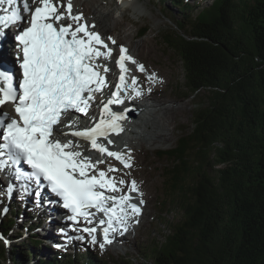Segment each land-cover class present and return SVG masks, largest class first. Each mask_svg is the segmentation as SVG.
<instances>
[{
	"label": "trees",
	"instance_id": "trees-1",
	"mask_svg": "<svg viewBox=\"0 0 264 264\" xmlns=\"http://www.w3.org/2000/svg\"><path fill=\"white\" fill-rule=\"evenodd\" d=\"M160 1L179 13L177 31L163 41L182 62L190 95L206 91L208 100L196 105L192 129L178 146L159 152L173 162L166 183L182 198L176 200L182 219L164 242L147 247L148 263L264 264V0H214L205 7ZM15 206L0 221L10 242L7 249L0 239V264H118L90 249L54 250L37 239L31 220L25 237L18 219L36 214Z\"/></svg>",
	"mask_w": 264,
	"mask_h": 264
},
{
	"label": "snow or ice",
	"instance_id": "snow-or-ice-1",
	"mask_svg": "<svg viewBox=\"0 0 264 264\" xmlns=\"http://www.w3.org/2000/svg\"><path fill=\"white\" fill-rule=\"evenodd\" d=\"M7 2L12 5L14 0ZM2 3L4 0H0ZM30 3L38 6L33 10ZM24 11L30 12L29 26L15 36L22 53V56L18 53L16 57L22 76L17 78L14 72L0 70V109L11 103L18 116V119L11 118L8 113L0 111V171L14 169L11 174L15 180L25 181L21 185L25 191L28 190L27 181L37 185L46 181L51 192L63 201V207L70 210L72 215L68 218L74 222L78 223V218H83L92 224L90 217H94L95 213L90 209L103 213L107 217V220L99 221L100 225H107L102 229L103 243H100V248L103 249L105 244L112 243L110 232L119 229L126 232L129 220L141 214V208L131 202L133 197L130 195L139 189L133 180L129 194L106 195L105 191H120L117 181L107 177L105 171L97 170L98 174L90 175V171L96 169V164L77 150L78 144L71 140L62 142L57 133L67 135L60 130L62 118L70 111L87 114L90 101L94 99L93 93L107 86L105 76L100 71L102 66L96 61L100 57L108 59L111 49L99 33L82 23V14H73L72 0H67L66 7L64 0H25ZM23 19L20 9L11 10L10 15H0V37L5 35L4 28ZM65 20L71 23H63ZM97 46L107 50L101 51ZM120 53L117 61L121 70L120 83L113 94L116 99L109 100L108 104L122 102L119 92L126 86L124 73L129 71L125 61L136 63L127 55L126 48L121 47ZM138 68L144 71L143 65ZM108 71L103 66V72ZM149 79H154V74ZM136 82L133 77L132 84ZM136 94L140 95V92ZM108 104L104 105V111L111 119L102 118L94 127L75 131L72 135L90 141L92 148L130 167L120 153L108 151L97 143L98 137L107 138L110 132L119 134L123 131L117 121L124 119V116L112 112ZM64 126L75 127V121L69 120ZM108 143L112 141L108 140ZM22 165H26L30 172H26ZM108 171L115 169L109 167ZM118 183L123 185L125 181L121 179ZM12 191L10 184L9 195ZM143 203L141 199L140 204ZM81 231L91 237L93 244L97 243V227H84Z\"/></svg>",
	"mask_w": 264,
	"mask_h": 264
},
{
	"label": "rangeland",
	"instance_id": "rangeland-1",
	"mask_svg": "<svg viewBox=\"0 0 264 264\" xmlns=\"http://www.w3.org/2000/svg\"><path fill=\"white\" fill-rule=\"evenodd\" d=\"M85 1L87 0H83V2L80 4L79 10L83 9V13L87 14L88 11L84 9ZM103 1L104 0H99V4L101 6V3ZM128 1H130V3L135 2L138 6H136V10L127 11L125 17L122 16V12L120 11V9H115L114 6L111 8L113 17L117 19V21H119L121 25H119V29L117 31H112L113 33L109 34L111 38L110 42L115 41V43L118 42L119 44L117 46L115 45L117 48L113 47L112 50L117 51L118 53L120 48L119 46H127L130 49V53H132L133 56H136L134 59L136 63H132L133 70L138 69V66L144 63L147 67H153L152 69L154 70V72L158 71V74L162 73L160 75H163L162 77H164L165 79L164 83L161 85L162 90L158 92V94H154L152 100H156L157 98H160V96H164L166 97V99H168V105L171 107L177 105L182 106L184 105V103H186L187 106L183 107V110L181 111L183 112V119L179 121L178 124H176L177 126H179H176L173 133L174 135L172 136V141L170 143H162L155 146L148 145L145 146V148H140L138 146L133 147L132 145H130L137 151L139 157L141 156L140 163H142V168L140 169L141 171L139 169L137 170L138 173H140V176L144 173V175H147V178H150L149 189L152 204H149L147 208L148 211L147 218L146 220L144 219L145 222H143L141 225L136 224L138 231L132 230V232L128 229L126 237L127 239L124 240V238H120V240L117 242L113 241V245H105L103 249L100 248V243L102 242L94 245L92 244L90 237H87L85 239V242L83 241L82 243H77L78 245L76 247L71 244L67 247L62 246V250L63 253H66L65 249L69 250L67 251L68 255H75V253L79 254L80 250L85 251L86 248L90 249L94 256H97L101 259H106L107 261H110L112 263L118 261V264H123V262L127 264H149L147 260V247H151L152 244L157 241L164 242L165 236L171 233L172 227L177 223V221L182 219L180 209L178 208V204L176 202L177 199L179 201L182 200V198H179L177 194H171L169 191V185L166 183L169 171L171 169V163L173 162L169 156L159 155V152H170L172 149H175L178 146L184 135H186L192 129L194 112L196 111L197 107L196 105L200 102L207 101L208 98L206 91H203L197 97L190 95V92L187 90L185 84V72L183 70L182 62L174 52L170 51L169 47L163 41V35H165L166 32L177 31V27L175 25L177 18H179L177 8H172L170 2H166L168 6L166 7L160 0ZM185 2L192 7H205L211 5L214 0H185ZM137 10L138 13L135 14V11ZM145 27H147L149 31L147 35L141 37L140 32ZM124 28H127L129 31L125 30ZM138 32L139 34L134 37L133 35L137 34ZM120 34L122 36V39L119 41L117 40V36ZM131 36L133 37V39ZM146 40H149L151 42L150 45L154 49L153 52H143V44ZM104 42L106 44V40H104ZM135 43L139 44L137 48L135 47ZM108 48L111 47L108 46ZM101 50L106 51L107 49L101 48ZM112 60L115 61L116 58L112 57ZM107 66H109V63H107ZM131 90V88H128V91ZM140 98L141 106L148 107L149 110H151L152 103L150 104V102H147L144 97ZM120 99H124L125 101H127L124 96H122ZM135 102H137V99L135 100ZM135 130L137 131L135 132V134L138 133L137 127H135ZM120 138H122V136ZM131 138V135L128 133V137L126 139L122 138L123 143L128 144L129 139ZM114 143H116L118 146L117 139ZM81 148L88 151V147L81 146ZM125 148L122 147L121 152L124 151ZM129 151H131L130 147L125 150V152ZM98 158H100L99 161H103V163H97V160H93L91 162L93 164H96V168H99L100 171L103 170L108 173L113 172L108 171L109 167L118 170L117 167L109 166L106 161L108 159H113L114 157L107 155V158L105 160H103L102 157ZM143 161L150 163L146 167H144L145 163ZM121 165L125 168L123 163H121ZM1 187L0 221L4 219L5 215L12 217V215H14L16 211V203L22 200L20 192L15 193L16 195L14 194V196L12 195V199L9 197V195H7L6 187L8 186L6 183H4V181L3 186ZM27 200L28 201L26 202H29L30 198H27ZM28 207L29 203L27 204V208ZM28 215L24 216L23 222L18 219V224L26 227V229L30 226V220L34 224L37 222L36 220L29 218ZM45 220L46 218H44V221ZM45 223L46 222H44L40 230L44 229ZM19 225L14 229L12 235L13 237L19 235ZM57 227L58 226H55L54 230L51 231V234L55 238H59ZM26 229L25 232L27 231ZM39 231L37 229V231L35 230L34 232H36L37 234V239L43 241L42 238L44 237V233H40L39 235ZM57 240H60V238ZM15 243L22 242L21 240H17V242ZM5 245L7 249L10 248L9 244L5 243ZM59 250H61V248Z\"/></svg>",
	"mask_w": 264,
	"mask_h": 264
},
{
	"label": "bare ground",
	"instance_id": "bare-ground-1",
	"mask_svg": "<svg viewBox=\"0 0 264 264\" xmlns=\"http://www.w3.org/2000/svg\"><path fill=\"white\" fill-rule=\"evenodd\" d=\"M82 2H83V0H72V12H73V14H83V18H84L83 20H85V22L87 21V23L90 26V30L94 31V32H98L100 34L101 38L103 40H106V44L111 47L109 49H111V56L113 57L116 54L115 52H117V51L112 50V48L113 47L115 48L119 44H118V42H116V43L110 42V39L108 37H110L109 34L113 33L114 31H117L119 29L120 22L117 21V19H115L113 17V14L111 12V8L114 6L115 9H120V11L122 12V16L125 17V14L127 11L136 10V6H138L137 3H135V2L130 3V1H128V0H110V1L104 0L101 3L102 4V6H101L99 4V0H87V1H85V8L84 9H86V11H88V12H87V14H85V13H83L84 12L83 9L79 10L80 4ZM64 4L66 7L67 0H64ZM137 9H139V8H137ZM61 11H63V9H61ZM136 13H138V10L135 11V14ZM139 14H141V13H139ZM87 15H88V17H87ZM91 26H94V27H91ZM124 29L129 31L127 28H124ZM138 34H139V32L133 36L135 37ZM121 39H122V36L120 34L117 36V40L120 41ZM132 39H133V37H132ZM115 40H116V38H115ZM10 42L11 41H8L6 43L7 45L5 47L8 48L9 47L8 44H10ZM150 44H151V42L149 40L144 41L143 49H142L143 52L146 51V52L150 53V52L154 51V49L151 47ZM135 45H136L135 47L137 48L139 44L135 43ZM97 47L102 48L101 46H97ZM119 47L121 48L122 46H119ZM101 51H103V50H101ZM111 56L108 59H104L103 57L98 58L97 64L101 65L102 66L101 69H103V66H107V63H109L108 67L110 68V70L114 74L117 67H116L115 63L113 62ZM135 57L136 56H133V59H135ZM0 59H5V58L3 55H0ZM142 65L144 66L143 72L139 71V68H138V69L134 70V75H130L131 81H130L128 88H131L132 90L128 91V94L126 93V94L122 95L128 100L127 103L126 104L124 102L119 103V106H122L125 109L127 108V110H125V112H128L131 115V121L128 122V124H127V131L129 132V134L131 135L132 138L129 139L128 144L127 143L124 144L122 138H120L121 136L117 137L118 146L112 140H111L112 143H108V140H110L109 138L104 142V146H105V148L108 149V151L120 153L123 156V158L131 165L130 167L124 168L121 165L120 160L116 159L115 157L113 159L106 160L107 164H109V166H114V167L118 168V170H115L111 173H108V177L114 178L117 181V185L119 184L118 183L119 180L123 179L125 181V184H123V186H121V190L117 193V196H120L123 194H129V188H130L131 182L133 180L136 182L137 187L139 189L138 192L130 193V195L133 197L131 202L136 203L141 208V214L137 217H132L129 220L128 229L131 231L132 230L138 231L136 224L141 225L143 222H145L144 219L146 220V218H147V211H148L147 208H148L149 204H152L151 203V197H150V189H149L150 178H147V175H144V173L141 176H140V173H138L137 170L138 169L140 170L142 168V163H140L141 162V160H140L141 156L139 157V154L137 153V151L135 149H133V147L138 146L140 148L141 147L145 148V146H148V145L155 146L157 144L170 143L172 141V138H173L172 136L174 135L173 134L174 130L177 126L176 124H178V122L183 119V112H181V111L183 110V107L187 106V104L184 103V105H182V106L177 105V106L171 107L168 105V101H167L168 99H166V97H164V96H160V98H157L156 100H152L154 94H158V92H160L162 90L161 85L164 83L165 79H164V77H162L163 75L162 76L160 75L162 73L158 74L157 73L158 71L154 72V70L152 69L153 67L152 68L147 67L144 63H142ZM153 74H154V79L150 80L149 77L153 76ZM133 77H135L136 81H137L135 85L132 84V78ZM114 86H115V89L111 88V86H110L108 88L107 87L104 88V90H103V92L109 96L110 100H115V96L113 94L117 92V87H116V84H114ZM111 89H112V91L109 92V90H111ZM137 91L140 92V95L136 94ZM140 97H144L147 102H150V104L152 103V106H151L152 109L151 110H149L148 107H142L141 106V103H140L141 98ZM136 99H137V102H135ZM113 104H115V102H113ZM157 108H158V110H157ZM4 109L8 110L9 105H7ZM74 116H77V115H74ZM87 118L81 116L82 122H85L86 121L85 119H87ZM135 127L138 128V133H136V134H135V132H137V131L135 130ZM70 130L72 131V130H76V129L74 127ZM70 140L73 141L74 144L79 145V148L77 149L78 151H81L80 150L81 146L88 147V151H86V153L87 154H93V156L90 159L91 161H93V160L99 161L100 158H98V157H102L103 160H105L107 158V153H100L99 156H96L92 147L85 145L84 143H82L80 140H78L76 138H71ZM130 145H132L133 147H131ZM122 147L123 148L126 147L125 150L128 149V147H130L131 151L125 152V150H124L121 152ZM81 149H83V148H81ZM83 155L86 156V154H83ZM144 163H145L144 167H146L150 162L149 163L144 162ZM14 182L18 183V181H16V180H14ZM1 186H3L2 180H0V188H2ZM41 187H42V184H40L38 189H37L41 193V196H42L41 201H38L37 197L35 196V192H37V191L32 190V191H25L24 192V195H23L24 201L23 202L25 205L30 203V204H33L36 206V208L39 210V212L41 214L39 216L40 218L36 219V220H38L36 222L37 225L35 223V225L38 228V231L40 230V228L42 227L44 222H46L44 225V229L43 230L41 229L38 232V234L40 235V233H44V237L42 239H44L46 241L54 242V241H56V238L53 237V235L51 234V231H53L55 225L60 222L58 219L60 211H59V208L56 206V203H55L56 200L54 198L45 199L44 196H47V194H46L47 191L45 193ZM21 189H23V188H21ZM17 192L18 191L14 190L10 195H9L8 191L6 193L12 199L14 194ZM140 193H142L143 195L141 196ZM27 198H30L29 202H26V201H28ZM141 199L144 201L143 204H140ZM44 218H46L45 221H44ZM101 219H103V218H101ZM136 221H139V222L137 223ZM105 226H106V224H105ZM59 230L60 229H58V231H57L58 233H59ZM69 231H70V233H69ZM69 231L64 230L65 235L63 234V236L60 237L61 243H63L64 245H66V244L75 245L77 243H82L84 241L83 239H79L77 237V235L72 234L71 233L72 230H69ZM100 232H102V229H100L99 233ZM67 234L73 235V239L71 241L68 240ZM56 236H57V234H56ZM96 237L98 238V235ZM126 237H127V234H124L121 238H124V240H125V239H127ZM109 238L112 240V242L113 241L117 242L120 240V236H114L113 232L109 233ZM100 239L102 240V243H103V237L102 236H100ZM111 244L113 245V243L105 244V245L108 246ZM85 250H87V249L85 248Z\"/></svg>",
	"mask_w": 264,
	"mask_h": 264
},
{
	"label": "water",
	"instance_id": "water-1",
	"mask_svg": "<svg viewBox=\"0 0 264 264\" xmlns=\"http://www.w3.org/2000/svg\"><path fill=\"white\" fill-rule=\"evenodd\" d=\"M0 235H1V233H0ZM1 237H3V236L1 235ZM1 240H2V243H4V244H5V241H7V239L5 237H3Z\"/></svg>",
	"mask_w": 264,
	"mask_h": 264
}]
</instances>
